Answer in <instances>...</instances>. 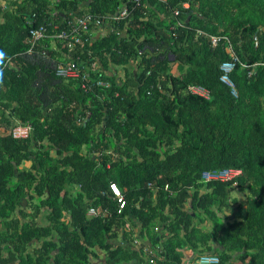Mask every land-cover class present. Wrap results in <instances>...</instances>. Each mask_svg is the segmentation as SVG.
Listing matches in <instances>:
<instances>
[{"label": "trees", "instance_id": "trees-1", "mask_svg": "<svg viewBox=\"0 0 264 264\" xmlns=\"http://www.w3.org/2000/svg\"><path fill=\"white\" fill-rule=\"evenodd\" d=\"M75 17L102 24L69 50L54 35ZM50 61L88 67V89ZM203 254L264 264V0H0V264Z\"/></svg>", "mask_w": 264, "mask_h": 264}, {"label": "built area", "instance_id": "built-area-1", "mask_svg": "<svg viewBox=\"0 0 264 264\" xmlns=\"http://www.w3.org/2000/svg\"><path fill=\"white\" fill-rule=\"evenodd\" d=\"M135 1H139V0H135ZM184 7H187V4H184ZM126 15H127L126 10L122 9L115 15L116 17L114 18L122 19L126 17ZM89 19L90 17L73 18L70 22H67L66 24L67 28L60 31L57 35H54V38H57L58 40L67 43L68 47H71L72 44L79 43L81 37L87 34V32L90 29L92 28L97 29L99 28L98 25L102 24L101 21L99 20L93 22L90 21ZM43 32H44L43 27H40L39 29L30 30L29 35L36 40L43 36ZM212 40H213L212 41L213 44H215V42H217L218 39L212 38ZM43 58L46 59V56L40 54L39 59H43ZM236 61H237L236 58H234L232 61L222 63L220 66V70L222 74L219 81L227 87L233 86L228 74L236 66ZM51 68L52 70H54L55 76L59 78L70 79V78H78L81 76V88L83 90L88 89V81L91 79L90 75L88 73H83L81 75L75 63L67 64V65L54 64L51 65ZM93 83L91 84V86L95 85V86L107 87V84H105L101 80H93ZM187 92H189L192 95H197L205 99L209 97V91L199 85L188 86ZM232 93H234L233 90ZM31 132H32V127L30 125H26V124L24 125L18 123L12 124L8 131L9 135L15 140L26 139L31 134ZM238 172L239 171L235 169L209 170L202 173V180L205 182L216 181V180L226 181L235 177L238 174ZM113 190H115V188H113ZM118 202H121L120 208L122 209L124 204L120 197L118 199ZM99 214H100L99 211L93 208H91L88 211L89 216H97ZM147 252H149V250H147ZM150 262H152V259L150 260ZM217 263H218V257L210 254L200 255L194 261L190 262V264H217Z\"/></svg>", "mask_w": 264, "mask_h": 264}, {"label": "clouds", "instance_id": "clouds-1", "mask_svg": "<svg viewBox=\"0 0 264 264\" xmlns=\"http://www.w3.org/2000/svg\"><path fill=\"white\" fill-rule=\"evenodd\" d=\"M92 29H94V28H92ZM92 29H90L88 32H90ZM97 29H99V28H97ZM63 30V29H62ZM62 30H60V31H62ZM87 32V33H88ZM82 39V38H81ZM81 39H80V42H81ZM79 42V43H80ZM61 43H62V45L64 46V47H66L67 49H72L73 47H75L77 44H79V43H77V44H72L71 45V47H68V45H67V43H65V42H62L61 41ZM62 61V60H61ZM63 62V61H62ZM73 63H75L76 65H77V67H78V71H79V73L82 75L83 73H88L89 74V68L87 67V68H85V71L83 72V73H81L80 71L82 70L81 69V67H79V64H77L76 62H72V63H61V62H56V61H50L49 62V64H47L48 66H49V68L52 70V68H51V65H54V64H62V65H67V64H73ZM87 70V71H86ZM53 72H54V70H52ZM55 75V74H54ZM120 77H123V76H121V75H119ZM57 77V76H56ZM70 79H75V78H70ZM97 80H99V78H97ZM10 128V127H9ZM205 172V171H204ZM113 188H115V190H113ZM111 189H112V192L114 193V195L116 196V197H118V199H119V197H120V192H119V190H118V188L116 187V186H114V185H112L111 186ZM119 203H121V202H119ZM123 204H124V202H123ZM123 208H124V205H123ZM122 208V209H123ZM119 209L120 210H122L121 208H120V205H119ZM41 221V220H40ZM156 231H158L159 229H155ZM135 242H137V243H135V244H138V241L136 240ZM147 248L149 249L150 248V246H147ZM198 257V256H197ZM196 257V258H197ZM196 258H194V260L196 259ZM194 260H192V261H194ZM191 261V262H192Z\"/></svg>", "mask_w": 264, "mask_h": 264}, {"label": "rangeland", "instance_id": "rangeland-1", "mask_svg": "<svg viewBox=\"0 0 264 264\" xmlns=\"http://www.w3.org/2000/svg\"><path fill=\"white\" fill-rule=\"evenodd\" d=\"M118 71H119V73H120L121 76H124V74L122 72V69H119ZM23 165H24V167L26 166L25 163ZM41 223H44V220H41Z\"/></svg>", "mask_w": 264, "mask_h": 264}, {"label": "bare ground", "instance_id": "bare-ground-1", "mask_svg": "<svg viewBox=\"0 0 264 264\" xmlns=\"http://www.w3.org/2000/svg\"><path fill=\"white\" fill-rule=\"evenodd\" d=\"M178 59H179V58H178ZM134 70H135V69H134ZM5 142H6V141H5ZM5 145H6V144H5ZM2 146H3V145H2ZM8 147H9V146H8ZM8 147H7V148H8ZM8 149H9V148H8ZM10 151H11V150H10Z\"/></svg>", "mask_w": 264, "mask_h": 264}]
</instances>
